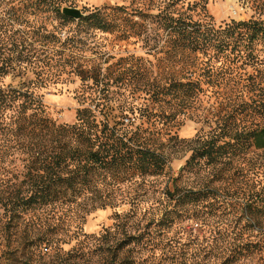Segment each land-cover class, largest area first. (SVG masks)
Here are the masks:
<instances>
[{
  "label": "trees",
  "instance_id": "obj_1",
  "mask_svg": "<svg viewBox=\"0 0 264 264\" xmlns=\"http://www.w3.org/2000/svg\"><path fill=\"white\" fill-rule=\"evenodd\" d=\"M14 1L17 6L14 2L15 7L8 11L7 23H0V37L15 19L22 33L37 29L26 14L33 16L44 10L60 24L75 23L92 34L117 30L124 37L147 43L149 29L155 25L167 39L149 43L147 55L165 53L179 60L194 56L197 62L187 71L158 77L150 69L145 74L138 71L142 66L139 60H145L139 57L132 64L138 69L133 75L121 71L112 76L103 70L109 61L103 51L96 57L99 63L81 68L73 53L44 49L45 59L37 52L14 55L3 51L0 41V136L23 138L27 150L22 179L10 186L0 183L5 227L23 231L20 246L1 253L8 259L5 264H73L67 260L76 255L75 248L66 251L46 229L35 238L30 235L29 225L23 224L29 212L62 211L63 221L80 226L97 207L127 205L128 209L115 212L113 227L92 236L77 232L74 238L79 235L80 248L92 238L100 242L108 264H136L131 254L145 250L147 257L154 256L161 247L155 236L172 228L185 212L192 210V217L210 219L233 211L230 225L225 223L214 232L219 235L209 241L205 264H250L259 258L263 245L251 236H264V186L256 179L263 165L257 152L264 151V123L242 126L238 117L239 122L236 119L212 130L201 128L190 138L181 136L178 126L181 116L193 115L204 85L227 84L244 66L261 64L258 55L264 49V21L217 23L210 16L196 18L188 12L193 7L188 4L182 9L185 5L179 0L167 2L157 13L118 4L95 7L78 20L63 13L62 0ZM30 66L39 77L48 72L46 67L69 66L82 71L83 81L92 82L86 84L84 105L77 109L72 124L48 115L49 104L33 88L41 80L30 81L25 90L4 84L11 71L23 74ZM116 78L121 84L144 86L148 103L113 102L108 91L102 93L101 89L114 86ZM258 85V81L253 82L254 87ZM182 151L185 160L175 172L173 154ZM130 187L134 192L126 190ZM152 195L156 197L151 206L158 208L161 216L153 213L140 226L138 213L142 211L138 208L145 202L142 198ZM216 242L223 246H214ZM14 251L19 253L15 258Z\"/></svg>",
  "mask_w": 264,
  "mask_h": 264
},
{
  "label": "rangeland",
  "instance_id": "obj_2",
  "mask_svg": "<svg viewBox=\"0 0 264 264\" xmlns=\"http://www.w3.org/2000/svg\"><path fill=\"white\" fill-rule=\"evenodd\" d=\"M176 0H62L61 7H73L80 9L85 15L89 9L102 6L126 5L131 8L149 9L151 13H157L158 9L167 2H175ZM184 2L186 9L188 4L193 10L188 11L194 17L209 18L212 17L217 23L228 20H250L259 19L264 21V0H179ZM14 0H1L0 2V23H7L8 13L14 5ZM177 7H182L178 3ZM31 25L37 27L35 30H27L20 32V28L16 24L17 19L12 20L13 26L10 25L7 31H4L0 41L4 43L3 51L12 52L17 55L19 52L23 55L28 51L38 53L45 59L43 51L50 52L62 51L67 54L73 53L78 56L77 62L81 68L86 65H95L99 63L97 56L99 53L106 52L104 55L109 61L104 64L103 70L110 71L112 76L124 71L126 74L133 75L138 69L132 64L136 58L143 57L145 60L140 61L142 66L139 72L145 74L147 70H151L155 76H162L168 73H180L192 69L191 64L197 62L194 56H187L181 60L178 57H172L167 54H146V48L150 44L163 43L167 39L165 34L155 25L149 29V42L136 37H124L120 31L116 32H95L84 30L83 27L75 24H60V20L44 10L38 11L37 15L30 16ZM78 20V19H77ZM56 25L53 27V25ZM65 24V25H64ZM39 25L42 27L39 28ZM45 26V28L43 27ZM39 28V29H38ZM30 31V32H29ZM150 43V44H149ZM49 48V49H48ZM10 49V50H9ZM47 51V53H48ZM56 53V52H55ZM261 64L254 66H244L238 70L240 75L232 78L227 84L222 85H204V90L199 94L198 101L194 105L193 115L191 117L181 116L179 119V134L183 137H194L201 128L212 130L217 125H227L237 119L244 126H254L264 123V49L259 51ZM50 55V54H49ZM109 57V58H108ZM203 58H201L202 61ZM120 62V63H117ZM258 62V63H259ZM110 66L109 70H106ZM133 66V67H132ZM257 66V67H256ZM33 66L24 69V73H14L13 71L4 79L7 86L10 83L15 87H22L23 90L28 88V84L32 80L39 79L38 84L33 87L38 96L49 104L47 108L48 115L51 118L59 119L62 122L72 124L76 120V111L84 105L83 92H86V84L92 82L82 80V71L79 73L73 68L66 66L61 68H48L46 74L40 77L32 69ZM75 67V66H74ZM15 74V75H14ZM80 74V75H79ZM43 77V78H42ZM43 79V80H42ZM118 80V81H117ZM258 81V87L253 86V82ZM45 82V83H44ZM121 80L116 78L114 86L102 88L101 92H107V96L114 100L125 99L132 102L145 105L148 103V96L144 90V86L139 84H121ZM90 92H93L90 90ZM94 98V94H90V99ZM113 101V102H114ZM116 102V101H115ZM242 110L240 115L238 111ZM26 141L23 138L9 136H0V183L1 186H10L12 182L22 179L25 172V161L27 150L25 149ZM183 151L173 154V167L176 172L183 166L185 157L182 156ZM259 158L263 161L260 170L256 172V179L264 186V151L257 152ZM0 187V189L2 188ZM172 187V186H170ZM11 189V188H10ZM132 190L133 188H126ZM128 197H131L129 195ZM127 199L129 200V198ZM156 195L144 197L143 204L138 208L142 212L138 213L139 224L143 225L144 220L155 213L157 217L161 216L158 208L152 207V200ZM155 205V204H153ZM160 206V204L155 205ZM129 206H122L115 209L112 206L106 208H98L91 212L80 226L75 222L69 225L63 221L62 211L51 213L38 211L36 213L29 212L23 217V224H28L30 235L35 238L38 233H42L45 229L50 232V236L56 240L59 246L67 251L75 248L76 255L69 258L68 263L73 264H108L107 256L102 252L100 242L92 238H87L86 247L80 248L78 236L74 238L77 232L86 233L87 236L98 235L108 227H113L114 216L117 210L122 211L128 209ZM50 209V208H49ZM56 211V210H55ZM176 218V224L162 234L155 236L161 247L154 251V256L147 257V251L142 250L140 253L135 251L134 257L137 259L136 264H205L208 261L207 252L209 241L215 237L214 232L221 227H225V223L231 220L235 215L233 211L229 216H220V218H194L190 212ZM54 216V217H52ZM61 216L62 221L59 220ZM6 216L0 207V264H5L8 259L3 258L1 253L7 250H14L16 246H20L23 231H16L12 228L5 227L4 220ZM69 222L71 220H68ZM64 222V223H63ZM230 225V223H227ZM233 225V224H232ZM25 227V226H24ZM28 231V229H27ZM76 231V232H74ZM131 232V230H129ZM255 242L262 243L264 248V236H251ZM221 245L217 242L214 246ZM213 246V245H212ZM77 249V250H76ZM82 252V253H80ZM19 253L13 252L15 258ZM150 254V252L148 253ZM6 256L9 254H5ZM11 257V255H10ZM262 258V259H260ZM13 264V263H9ZM59 264V261H58ZM250 264H264V253L258 258L250 261Z\"/></svg>",
  "mask_w": 264,
  "mask_h": 264
},
{
  "label": "water",
  "instance_id": "obj_3",
  "mask_svg": "<svg viewBox=\"0 0 264 264\" xmlns=\"http://www.w3.org/2000/svg\"><path fill=\"white\" fill-rule=\"evenodd\" d=\"M63 13L66 15H70L75 19H80L84 16V14L82 13V11L80 9L77 8H73V7H65L63 8Z\"/></svg>",
  "mask_w": 264,
  "mask_h": 264
}]
</instances>
